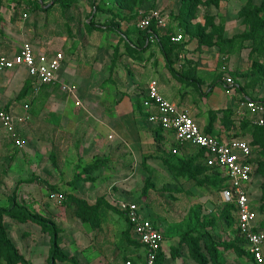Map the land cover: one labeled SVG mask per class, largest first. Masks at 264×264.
Instances as JSON below:
<instances>
[{
	"label": "crops",
	"instance_id": "0c3cea01",
	"mask_svg": "<svg viewBox=\"0 0 264 264\" xmlns=\"http://www.w3.org/2000/svg\"><path fill=\"white\" fill-rule=\"evenodd\" d=\"M23 1L26 0H2L0 3V55L13 56L25 41H30L37 53L51 55L63 51L65 61L58 74L59 81L75 84L81 101V105H76V99L67 93L66 100L55 99V94L49 95L45 100L54 122L46 129L47 133H40L44 130L38 131L40 128L30 125L31 121L36 123L40 120L37 112L32 113L31 102L43 91H53L59 83L42 86L33 94L31 79L25 68L6 71L20 72L18 77L22 82L28 83L27 93L20 102L8 105L7 101L0 99V108H12L19 115H29V122L19 129L26 142L37 139L41 144L48 138L50 145L54 143L55 146H60V140L63 139L67 143L66 147H69L62 151L68 155L64 159L68 164L56 168L57 149L50 146L47 156L49 163L39 166L33 164L31 177L24 181L23 186V198L33 199L34 203H38L34 207L43 210H39L40 213L53 218L62 229L60 247L64 253L73 258L76 264H125L128 260L132 264H146L145 249L142 246L136 249L126 240L124 234L129 228L128 220L117 207L121 201H137L141 202L144 215L164 234L160 264H199L192 257L189 245L182 241L188 231L194 236L205 235L199 245L207 258V264H264L257 263L248 254L247 245L239 235L236 214L235 227L223 226V222L217 228L196 226L199 218L202 222L210 214L217 216L221 213L222 194L220 200H217V196L205 191L201 194L197 189V192L188 193L192 198H184V187L192 180L175 174L173 168L179 169L189 160H193L196 165H204V152L189 146L180 153L173 154V135L149 122L141 104L146 87L155 79L159 83L160 92L178 106L188 108L204 131L220 137H240L249 141L252 146V141L256 139L255 136L253 138V131L259 125L252 124L248 115L237 116V105L241 98L259 100L263 94L258 91L241 90V93L236 88L229 89L223 77H218L214 69L203 67L201 62H198L199 70L193 76L194 79L188 80L179 74L185 64L182 59L174 61L173 68L178 73L174 74L166 63L157 35L149 38L146 29L138 27L137 19H132L131 23L120 21V24H112L110 19V34L101 31L104 27L102 25H98L94 31L97 34H89L88 24L91 21L88 4L79 2L62 7L61 3L53 1L48 4L49 0H45L46 6L43 9L32 7L35 1L23 9ZM35 9L37 15L34 14ZM25 12L28 13L27 18L23 16ZM42 14L48 18L45 27L50 32V37L43 40L40 38ZM105 19L107 18H102L101 22ZM162 33L163 29L157 27V34L161 36ZM128 45L130 52L126 51ZM182 53L179 56L186 54ZM191 54L194 60H199L197 52ZM176 57L174 54L173 58ZM113 62L118 68H114ZM223 83L229 89L228 94L223 90L225 87L221 86ZM121 92H127L128 95ZM233 94L237 100H234ZM25 103L30 105L27 111L24 109ZM230 107H233L231 123L228 120V124H224L219 113L217 118L213 114L214 111ZM244 121L247 127L242 129ZM61 123L67 125L63 131L59 129ZM77 134L85 139L80 145L77 144ZM115 139L118 141L115 142ZM10 145L16 151L25 149L19 150ZM254 149L252 146L253 154ZM31 151L26 150L24 155L45 153L40 147ZM252 160L257 167L254 155ZM90 166H94V169L86 170ZM62 171L66 174L61 175ZM104 172H108L110 177L105 179ZM256 173L255 171L248 186L249 198L258 212L256 229L264 231V206L261 201L262 192L257 190ZM208 174L214 176L216 172L210 171ZM155 179L157 181L152 182ZM122 181L138 187L133 192L113 191V186ZM146 185L149 188L142 197ZM61 186L65 191V195H61V203L66 207L59 210L54 193L59 192ZM171 193L175 195L170 196ZM180 196L187 203H181ZM73 197L86 200L90 205L102 203L98 210V228L78 216ZM196 207H202L203 212L193 220V214L198 216L199 209L196 210ZM6 220L9 230L19 237L16 245L21 254L33 264H47L51 247L50 235L34 222H19L9 217ZM31 239L37 240L39 245L28 247ZM236 239L244 241L246 254L251 260L238 255L233 246ZM262 248L264 254V244ZM228 254L235 257L233 263L228 262ZM74 262L58 261L57 264Z\"/></svg>",
	"mask_w": 264,
	"mask_h": 264
},
{
	"label": "rangeland",
	"instance_id": "374dc122",
	"mask_svg": "<svg viewBox=\"0 0 264 264\" xmlns=\"http://www.w3.org/2000/svg\"><path fill=\"white\" fill-rule=\"evenodd\" d=\"M53 1L54 0H49L47 2L48 4H52ZM263 1L264 0H73L71 5L83 2V4H88L90 7L89 18L91 22L88 24L89 34H97V32L94 31L98 25L104 26L101 28V31H107L108 34H110V31H112L110 26L111 22L112 24L116 22L120 24V21H127L131 23L132 18L130 17L134 15L137 10L162 9L168 17L170 24L167 29H163V33L161 34V37L164 38V43L168 42V38L171 37V34L174 30L183 32L185 36V41L182 44L177 45V57L174 59L176 61L182 59L185 63L184 68L180 71V74H183V76L188 80L194 79L193 76L197 74L199 70L198 64L201 62L200 64H202L203 67L208 66L214 69L215 72H217L218 77H223L224 79L226 76H229L233 78L236 83L241 84L240 86H242L243 90L246 92L258 91L260 94H263V97L260 99L264 100V22H260L259 18L256 17L254 13L255 6L260 5ZM1 2L2 0H0V3ZM61 5L62 7L66 6L62 3ZM32 7L36 8V5H33ZM36 10L37 9H35L34 12ZM34 14L37 15L38 13L35 12ZM41 16L42 17L40 21L42 30L40 33V38L43 40L50 37V32L49 28L47 29V27H45L48 18L45 17V14H42ZM259 16L264 20V13H260ZM102 18L107 19L101 22ZM110 19H112L111 22L109 21ZM253 22H257L260 24V26L256 28L254 33L247 37L246 35L250 31ZM91 23L95 26H92ZM107 25H109V27H107ZM124 34L127 33L124 32ZM200 37L202 40H200ZM225 39L228 43H224L220 47L219 44ZM130 49L131 48L128 45L126 51L130 52ZM182 52H185L186 54L184 56H179L180 54H183ZM192 52H197L199 54L200 61L193 59L191 54ZM117 56L115 58H117ZM114 63L115 62H113V66ZM115 66L114 68H118V66ZM19 73L20 72L16 71L0 72V99L7 101L8 105L16 104L15 102H20L24 98L25 93H27L28 83L22 82V79L18 77ZM221 86L226 88L224 83ZM225 88L223 90L226 94H228L227 92L229 89ZM52 90L53 91H43L31 102L33 107L32 113L37 112V115L40 116V120L36 123L31 121L30 125L34 124L40 128L38 131L41 129L44 130L40 133H47L46 129H48L50 123L54 122L52 121L53 116L50 113L48 102L45 99H47L51 94H55L54 98L58 100L68 99L67 94L61 90L60 84H58V86ZM238 91L242 93L241 90ZM121 93L128 95L127 92ZM235 99L237 100L238 98L234 95V100ZM232 112L233 107H230L219 110L218 112L214 111L213 114L217 118V113H219L220 120L224 124H228V120L230 121L229 123H231L230 118ZM65 126H67L65 123H61L59 129L63 131ZM246 127L247 125L244 121L241 128L245 129ZM259 127L260 126H256L254 128L253 138L256 134H258L259 139H261L262 135L260 134L259 129H257ZM81 137L77 134L76 140L78 145H80L82 140L85 141L84 137ZM44 141L45 143L42 142L39 144L37 139H34V141L30 142L27 140L26 147L23 151H16L9 143H6L4 145L5 147H3V149L0 151L1 208L8 209L13 205V203H16L24 207L27 206L28 209L36 213L43 211L34 207L38 203H34L33 199H26L29 200L27 201L29 203H27L23 198V186L25 184L24 181L31 177V168H33V164L39 166L46 162L49 163L47 156L51 150L50 146H52L54 149H57L55 160V165L57 166L56 168H62L65 166V163L66 165L68 164V162L64 161L65 158H68V155L62 153V151L65 148H69L66 147L67 143H65V140L63 139L60 140V146H58V144L55 146L54 143L50 145L48 138ZM68 141L69 140H66V142ZM114 141L117 142L118 139H115ZM252 146L255 148L253 154L255 159L254 163L258 165V167L259 164L261 165V170L257 171L255 179L258 187L257 190L262 192L261 201H263L262 203L264 206V146L262 144L255 143L254 141H252ZM36 147H40L43 151L45 150V153L42 155H35L32 153L33 156L24 155L26 150H32L31 152H34ZM3 154H5V156H3ZM194 160H197V158ZM208 172L210 171H203L202 174L197 176V178L192 180V182L187 183L188 185L184 187V198H192V195L188 193L191 191L197 192V189H199L201 194H203L205 191L207 194L211 193L214 196H217V200H220L222 191L225 188L226 179L224 174L216 172L219 179L221 180V184L218 187L216 183L215 185L211 184V180L208 179L210 177ZM57 173H60V171L57 170ZM64 174H66L65 171H62L61 175ZM108 174V172H104L105 179L110 177ZM137 179L142 181L141 177H138ZM156 179L152 182L157 181ZM61 180H64L63 176L61 177ZM128 184L131 185L128 183V181H122L121 184H115L112 189L115 192L121 190L133 192L138 187H133L132 185L130 187ZM159 190L161 191V189ZM54 195L57 196L58 199V201H56L58 206L57 208L62 210L63 207H66L65 204L61 203V200H63L61 199V195H65L64 187L61 186V188H59V192L57 191L54 193ZM174 195V193H171L170 196ZM143 196L144 195L142 194V197ZM184 198L180 196L181 203L185 201ZM187 201H189V199H187ZM216 204L218 205V203ZM222 204L223 206L221 205V213L219 212L217 216H211L210 214L208 215L210 217H206L202 222L199 216L203 212V208L196 207V210L199 209L198 216L196 213L192 215L193 220L196 217L199 218L196 226H212L217 228L223 222V226H228L229 228L235 227L234 207L229 204ZM43 216L48 218L46 214ZM222 217L224 218L223 220ZM48 220L54 219L49 218ZM186 221H189V219H186ZM6 225L9 235H11L10 237H12V240L16 242L15 243L13 241V243L18 244L19 237L16 233H13L9 230V223L7 220ZM31 240L32 241H30L28 247H35L36 245H39L37 240ZM132 240L133 243L131 246L139 249L141 245H139V243L133 237ZM243 242V240L236 239L233 242V246L236 248V252L239 256L242 255L245 258H249L246 254L245 245ZM233 258L235 257L228 254L229 263H233ZM249 259L251 260V258ZM29 262H31V260ZM2 264H6L5 261H3Z\"/></svg>",
	"mask_w": 264,
	"mask_h": 264
},
{
	"label": "built area",
	"instance_id": "2783aa9c",
	"mask_svg": "<svg viewBox=\"0 0 264 264\" xmlns=\"http://www.w3.org/2000/svg\"><path fill=\"white\" fill-rule=\"evenodd\" d=\"M34 1L38 0L23 1L22 8H28L29 4ZM23 16L27 18L28 13L25 12ZM153 23L162 29H167L170 25L162 9H140L138 11L137 25L139 28L147 29ZM171 41L176 44L183 43L184 33L178 30L173 31ZM64 61L63 51L51 55L37 53L33 44L25 41L13 56L0 55V72L25 68L31 79L33 94L37 93L42 86L59 83L61 90L76 99V105H81L77 96V86L73 83L59 81L58 74ZM224 82L232 87V90L235 89L236 82L233 78L226 76ZM158 87V81L151 80L141 101L148 121L173 135V154L194 146L204 152V165L209 168V171L224 174L226 180L222 191L223 203L235 206L237 228L247 245L248 254L256 262H264L262 248L264 231L256 229L258 212L253 208L249 198L248 186L256 171L252 163L251 143L236 136L228 138L207 133L199 126L188 108L180 107L167 99ZM29 108L30 105L25 103L24 109L27 111ZM236 113L239 117L248 115L252 124L264 125V103L261 101L241 98L238 101ZM28 120V114L19 115L12 108H0V151L5 143H10L19 150L26 147V140L19 129ZM141 205V202L137 201H121L117 207L128 218L134 237L143 245L146 252V264H155L159 251H162L164 247L165 238L158 226L144 215ZM125 264H132V261L128 260Z\"/></svg>",
	"mask_w": 264,
	"mask_h": 264
},
{
	"label": "trees",
	"instance_id": "16d2710c",
	"mask_svg": "<svg viewBox=\"0 0 264 264\" xmlns=\"http://www.w3.org/2000/svg\"><path fill=\"white\" fill-rule=\"evenodd\" d=\"M73 0H54V3H62L63 5L69 6L73 2ZM35 5L38 8L46 6L45 0H42V2L35 1ZM43 9V8H42ZM138 11L132 15L130 18L132 19H137L138 20ZM254 13L255 16L259 18L260 22H264V20L259 16L260 13H264V1L258 5L255 6L254 8ZM92 26H95L94 24L91 23ZM260 24L257 22H253L251 25L250 31L247 33V37L250 36L252 33L255 32L256 28H258ZM151 30V31H150ZM147 36L151 38V36H156L158 37L161 48H162V53L164 55V58L166 60V63L170 70L176 74L177 72L173 68V63H174V54L175 56L177 55L176 52H178V48L176 43H173L171 41V37L168 38V42L164 43V38L159 36L157 34V27L153 23L149 28L146 29ZM200 40L202 38L200 37ZM207 43V42H206ZM224 43L226 42V39L223 40L219 46L221 47ZM178 74V73H177ZM180 74V73H179ZM183 76V74H180ZM184 77V76H183ZM241 84L236 83L234 85L236 89L238 90H243ZM29 88V87H28ZM229 89L232 87L228 86ZM258 101H261L264 103V100L259 99ZM261 139H259L258 134L255 135V143L262 144L264 146V125L260 126L259 128ZM95 166V165H94ZM94 166L88 167L86 170H93ZM208 170V167L205 165H194L193 160L185 161L184 164H182V167L179 169H176L175 167L173 168V172L178 175H182L186 177L187 179L194 180L202 174L203 171ZM261 170V165L259 164V167L257 165L256 167V172ZM211 180V184L219 187L221 184V180L219 179L218 175L215 174L214 176H210L208 178ZM216 181V182H215ZM51 189H54L50 187ZM148 185L144 187L143 190V195H146ZM73 202L76 204L77 208V214L80 216V218L85 221V222H91L92 226L94 228H98L100 226V219L98 217V210L99 206L102 204L101 202H98L94 205H90L86 200L83 199H78L76 197L72 198ZM235 210V206L232 205ZM7 217L19 221V222H34L42 227V230L50 235L51 239V247L50 248V256L48 259L47 264H57L58 261L60 262H65V261H71L74 262L73 258H70L68 255L64 253L62 248L60 247V233L62 232V229L55 223L53 220H48L49 218H45L42 214L36 213L30 209H28L27 206H21L19 204L13 203V205L6 209V208H1L0 207V264H2L3 261H5L6 264H30V262L24 257V255L21 254L19 249L17 248L16 244L13 243L12 238L9 235V231L6 225V219ZM127 218V217H126ZM128 220V218H127ZM129 228L126 230L124 236L126 240L132 245L133 240L132 237L141 245V243L134 237L133 231H132V226L128 220ZM240 235V234H239ZM205 237V235L201 236H194L192 235L191 231H188L183 237L182 241L186 242L190 249H191V255L192 257L199 263V264H207V258L205 254H203L201 247L199 245L200 240H202ZM211 244H215L211 242ZM218 245V244H217ZM143 247V245H141ZM162 259V253L159 251L157 260L155 264H160ZM73 264H76L75 262Z\"/></svg>",
	"mask_w": 264,
	"mask_h": 264
},
{
	"label": "water",
	"instance_id": "95a60500",
	"mask_svg": "<svg viewBox=\"0 0 264 264\" xmlns=\"http://www.w3.org/2000/svg\"><path fill=\"white\" fill-rule=\"evenodd\" d=\"M51 6V5H50Z\"/></svg>",
	"mask_w": 264,
	"mask_h": 264
}]
</instances>
